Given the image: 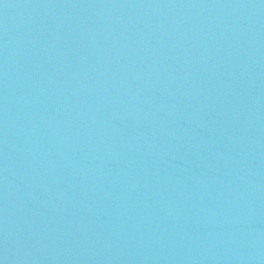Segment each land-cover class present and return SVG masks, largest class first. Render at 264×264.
Listing matches in <instances>:
<instances>
[{"label": "water", "instance_id": "obj_1", "mask_svg": "<svg viewBox=\"0 0 264 264\" xmlns=\"http://www.w3.org/2000/svg\"><path fill=\"white\" fill-rule=\"evenodd\" d=\"M0 264H264V0H0Z\"/></svg>", "mask_w": 264, "mask_h": 264}]
</instances>
